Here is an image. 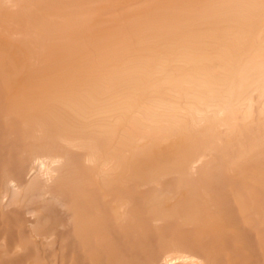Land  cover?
I'll return each mask as SVG.
<instances>
[{
	"label": "bare ground",
	"instance_id": "obj_1",
	"mask_svg": "<svg viewBox=\"0 0 264 264\" xmlns=\"http://www.w3.org/2000/svg\"><path fill=\"white\" fill-rule=\"evenodd\" d=\"M0 264H264V0H0Z\"/></svg>",
	"mask_w": 264,
	"mask_h": 264
}]
</instances>
